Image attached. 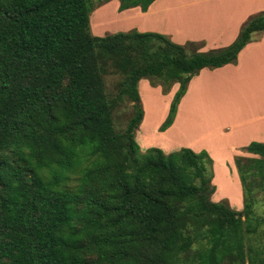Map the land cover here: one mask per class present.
Segmentation results:
<instances>
[{
	"label": "trees",
	"instance_id": "1",
	"mask_svg": "<svg viewBox=\"0 0 264 264\" xmlns=\"http://www.w3.org/2000/svg\"><path fill=\"white\" fill-rule=\"evenodd\" d=\"M110 0H0V264H264V144L234 164L243 209L212 202V159L188 148L144 152L138 84H178L163 128L202 69L234 64L264 11L229 45L130 30L91 31ZM155 0H119L145 12ZM120 77L109 94L105 77ZM132 115L114 126L118 104ZM164 130V129H163Z\"/></svg>",
	"mask_w": 264,
	"mask_h": 264
},
{
	"label": "crops",
	"instance_id": "2",
	"mask_svg": "<svg viewBox=\"0 0 264 264\" xmlns=\"http://www.w3.org/2000/svg\"><path fill=\"white\" fill-rule=\"evenodd\" d=\"M118 6V2L109 1L95 9L90 21L95 36H104L108 28L116 32L134 29L165 35L178 45L198 43L200 51L206 52L229 46L249 17L264 11V0H155L145 12L135 7L117 14ZM177 87L175 84L172 89ZM193 117L203 118L206 129L192 142L207 141L197 146L172 142L161 147L167 153L182 147L205 150L213 162L215 192L211 201L227 200L232 209L241 211L243 194L234 158L257 157L242 148L251 142L264 144V30L251 35L234 64L202 69L189 81L165 134L172 133V139L177 122ZM147 119L140 124L139 142L144 149L153 146L143 141Z\"/></svg>",
	"mask_w": 264,
	"mask_h": 264
},
{
	"label": "rangeland",
	"instance_id": "3",
	"mask_svg": "<svg viewBox=\"0 0 264 264\" xmlns=\"http://www.w3.org/2000/svg\"><path fill=\"white\" fill-rule=\"evenodd\" d=\"M110 1H116L120 4L119 0H110ZM95 9H97V7ZM95 9L90 13V21L93 19V12L95 11ZM125 10H127V9H125ZM122 11H124V10H122ZM122 11L119 10V6H118L116 13L119 14V13H122ZM132 30H134V29H132ZM105 31H107L105 35L114 34V33L118 32V31L116 32L114 28H108ZM120 32H122V31H120ZM119 82H120V77L118 75H115V74L107 75L105 77V86H106L107 92L109 94H116ZM173 86L170 87L169 91L165 93L161 90L160 86L152 85L146 79H143L138 85V94L140 97V100H139L140 102L137 106H140V108L143 112V118H142L141 122H143L145 119H147L146 117H148V119H147V121H145V124L143 127V131L145 134H147V136L145 137V140H143V141L145 142L144 144L151 143V145H153L147 149L157 148V149H160L161 151L165 152V150L162 147H166V145H168V144L173 145L172 142H174V144L183 143V144H187V145L191 144V145L197 146L198 144L207 141V139H205L203 141L197 140V141L192 142V138H195L199 134H202V132H204V129H206L205 128L206 127L205 121L203 120V118L201 120H199L198 117H193L191 120H189L187 118L184 119V121L179 120L177 122V127H175L176 133H175V135H173V138H172L173 140L171 139L172 133L165 134V132L170 128V126L173 123L172 122L171 125H169L167 128H163V126H162L168 117L170 106H171V103L174 99L175 93L178 91V87H177V89L173 90L172 89ZM187 88H188V85H187ZM186 91H187V89H186ZM185 94H186V92H185ZM185 94L183 96H185ZM182 97H181V99H182ZM178 105H177V109H178ZM177 109H176V112H177ZM131 115H132V104L130 102H128L127 99H124L123 101H121L118 104L116 113L114 115V126L116 127V129L122 130L126 126L127 121L130 119ZM153 117H155L154 120H152ZM174 119H175V117H174ZM174 119H173V121H174ZM139 136H140V126L136 130L135 140H136V142L140 148V151L144 152L147 149H144L141 146L143 143L139 142V140H141L139 138ZM182 148H188V149L193 150L190 147H182ZM194 152L198 153L200 151H194ZM165 153H167V152H165ZM213 172L214 171H213V167H212V175H213ZM218 177L221 178L222 177L221 174L218 175ZM212 178H213V176H212ZM253 193L255 194L254 197L256 200L255 213L258 216H264V193L258 188H256V190ZM221 201H226L228 203L227 200H221ZM221 201H219V202H221Z\"/></svg>",
	"mask_w": 264,
	"mask_h": 264
}]
</instances>
